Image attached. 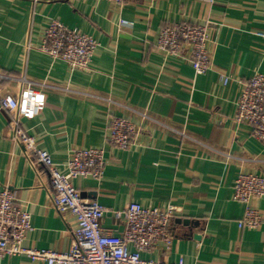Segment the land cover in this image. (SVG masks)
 <instances>
[{
  "label": "crops",
  "instance_id": "crops-1",
  "mask_svg": "<svg viewBox=\"0 0 264 264\" xmlns=\"http://www.w3.org/2000/svg\"><path fill=\"white\" fill-rule=\"evenodd\" d=\"M52 21L93 37L98 48L89 69L40 50ZM174 23L210 29L212 69L196 75L188 60L155 50L161 28ZM264 0H0V73L26 76L2 83L25 104L23 129L56 163L75 149L102 148L103 178L76 179L85 199L108 210L137 201L180 213L174 236L143 258L161 263L264 264V197L254 202L258 229H240L245 205L232 199L240 173L264 175V147L252 129L234 120L241 84L264 74ZM222 76L231 82L224 84ZM112 117L140 127L127 151L107 141ZM15 118L0 107V192L13 190L32 213L25 244L65 252L73 243L72 219L51 201L46 169L35 166L13 139ZM104 226L122 231L107 215ZM3 264H47L7 257Z\"/></svg>",
  "mask_w": 264,
  "mask_h": 264
},
{
  "label": "built area",
  "instance_id": "built-area-1",
  "mask_svg": "<svg viewBox=\"0 0 264 264\" xmlns=\"http://www.w3.org/2000/svg\"><path fill=\"white\" fill-rule=\"evenodd\" d=\"M124 4L129 0H102ZM264 37V33L257 34ZM210 29L204 25L174 23L160 29L155 50L182 57L189 61L196 75L207 74L213 66V56L208 48ZM98 48L90 35L52 21L45 33L40 50L67 63L71 71L89 69ZM18 80L34 87L26 76L14 78L0 73V107L15 118L10 123L13 139L21 144L35 166H43L50 180L51 201L56 211L65 219H72L73 243L65 252L37 249L25 244L32 229V213L18 202L13 190L0 192V264L7 257H25L47 264H185L161 263L146 260L143 254L159 243L169 250L174 236L172 220L180 213L175 206L165 209L143 207L134 201L122 210H108L96 199H85L74 185L76 179L103 178L106 161L102 148L73 150L68 159L56 163L52 155L39 148L38 141L20 125L19 115L25 104L19 97L6 93L2 83ZM226 85L231 79L222 76ZM234 120L249 125L252 134L264 147V74L256 73L241 84ZM107 141L117 149L127 151L140 132V127L122 117H112L108 124ZM264 197V175L261 172L240 173L233 188L232 199L245 205V213L237 222L240 229H258L262 216L254 202ZM123 225L122 231L104 226L107 215Z\"/></svg>",
  "mask_w": 264,
  "mask_h": 264
}]
</instances>
